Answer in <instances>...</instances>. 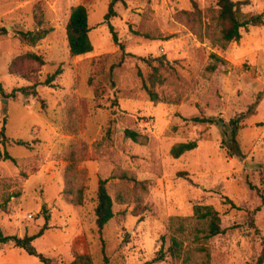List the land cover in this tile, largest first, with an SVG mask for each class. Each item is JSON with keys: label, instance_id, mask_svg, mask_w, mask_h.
<instances>
[{"label": "rangeland", "instance_id": "rangeland-1", "mask_svg": "<svg viewBox=\"0 0 264 264\" xmlns=\"http://www.w3.org/2000/svg\"><path fill=\"white\" fill-rule=\"evenodd\" d=\"M195 1L204 8L216 0ZM247 1L243 12L264 10V0ZM109 2L0 0V27L6 28L0 32V129L5 120L6 135L4 140L0 134V228L32 234L47 213L48 228L32 244L53 263L84 253L94 264L255 261L264 245V25L241 28V38L221 50L175 18L192 8L191 0H124L110 20L123 52L104 19ZM77 4L87 9L93 50L70 56L66 23ZM37 11L41 27L50 31L30 45L17 32L39 28ZM26 51L45 61L41 84L35 95L6 96L30 85L8 71ZM158 58L165 81L157 88L161 101L153 102L142 79L150 70L146 61L158 65ZM57 67L54 86L44 85ZM196 116L212 122H195ZM233 121L240 157L223 144ZM126 128L147 139L127 138ZM188 140L197 147L171 156L174 143ZM99 178L106 179L114 213L101 231L94 213ZM79 186L83 202L72 204L63 190ZM196 205L218 212L221 233L202 240L206 221L195 215ZM171 217L178 219L172 223ZM172 236L183 243L178 258L167 250ZM161 246L164 257L154 260ZM0 264L44 263L23 248L0 244Z\"/></svg>", "mask_w": 264, "mask_h": 264}, {"label": "trees", "instance_id": "trees-1", "mask_svg": "<svg viewBox=\"0 0 264 264\" xmlns=\"http://www.w3.org/2000/svg\"><path fill=\"white\" fill-rule=\"evenodd\" d=\"M118 2H124V0H110L107 8V12L104 15L105 22L111 34L112 41L115 45H118L124 52L123 44L118 40V36L112 23L111 18L116 15L114 6ZM248 1L241 0H216L214 6H208L201 8L195 0H191L192 8L183 9L175 13V18L185 24L193 33L197 35L200 40L208 38L212 46H218L221 50L226 49L227 45L231 41H238L241 38V28H246L248 25L261 26L264 25V10L260 13H247L241 10V4ZM36 24L39 28L35 30H19L17 32L19 39L30 45H36V43L44 38L50 29L41 27L42 15L35 13ZM1 33H6L5 27H0ZM90 26L88 23V12L84 5L77 4L72 7L67 23H66V38L68 51L70 56H79L87 54L93 50V44L89 36ZM149 37L148 34H145ZM211 56L217 60L223 59L215 53H211ZM123 57V56H122ZM121 57V59H122ZM144 61L146 58H142ZM158 65H154L152 61H146L150 66V70L145 78L142 79V86L149 96V99L153 102L161 101L158 87L164 84V77L161 74V68L165 65L164 61L160 58ZM45 64L44 59L34 51H26L22 54L15 56L9 63L8 71L30 82V85L19 87L7 93L6 96H15L16 92H21L23 95H35L36 87L41 84L38 81V76L41 67ZM212 69L215 65L211 66ZM61 73V68L57 67L53 72L46 75L42 82L47 86H54V80ZM0 90L2 87L0 86ZM193 121L198 123L212 122L211 118L207 117H193ZM110 132V128L107 129ZM238 123L233 121V126L230 129L228 140L224 141V146L228 153L232 156L240 157L243 155L238 140H237ZM0 134L3 139H6L5 135V120L0 129ZM124 135L127 138L132 139L135 142H144L147 137L142 135L139 131L126 128ZM17 144H27L22 140H15ZM197 147L196 140H188L183 142L174 143L170 149V154L174 158L179 157L186 151L193 150ZM4 158H9L14 161L11 155L4 151ZM73 168V167H68ZM68 169V170H69ZM122 179L133 180L135 184H139L141 181L137 180L134 176L127 177V175H120ZM66 179L69 180L68 175ZM142 183V182H141ZM252 188V185H249ZM82 187L79 186L72 190L70 188H64L63 193L67 200L72 204H82ZM259 196L262 198V194L259 191ZM230 201V200H229ZM233 206L234 203L230 201ZM4 205L0 204V209H3ZM259 210L257 207L254 211ZM96 227L101 231L104 226L113 217V200L108 193L106 187V179L99 178L96 188V204L94 207ZM195 215L206 221V226L200 229L202 233V240L206 241L208 238L219 234L223 231L220 222V216L218 212L211 205H196ZM49 216L44 214V224L34 233L18 236L15 234H5L0 228V244H11L15 247L23 248L28 254L37 257L44 264H94L93 257L89 253L78 254L68 263H53L52 260L37 251L32 242L48 228L47 220ZM178 218L171 217L172 223ZM164 237H162V240ZM182 240L176 236L171 237V243L168 247V251L172 257H180L182 250ZM164 247L161 246L157 252V256L154 258L162 259L164 257ZM247 264H264V245L263 248L255 259V261Z\"/></svg>", "mask_w": 264, "mask_h": 264}]
</instances>
